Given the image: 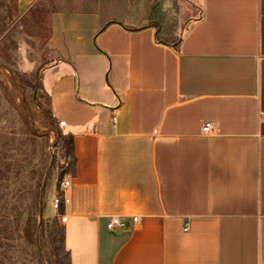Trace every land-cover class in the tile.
I'll list each match as a JSON object with an SVG mask.
<instances>
[{
    "label": "crops",
    "instance_id": "1",
    "mask_svg": "<svg viewBox=\"0 0 264 264\" xmlns=\"http://www.w3.org/2000/svg\"><path fill=\"white\" fill-rule=\"evenodd\" d=\"M49 1L42 88L76 159L54 214L69 264H264V0H189L181 30L137 22L135 0Z\"/></svg>",
    "mask_w": 264,
    "mask_h": 264
},
{
    "label": "rangeland",
    "instance_id": "2",
    "mask_svg": "<svg viewBox=\"0 0 264 264\" xmlns=\"http://www.w3.org/2000/svg\"><path fill=\"white\" fill-rule=\"evenodd\" d=\"M13 0H0V264H51L67 250L48 187L70 170L58 133L60 122L49 117L42 72L55 54L49 0L22 15ZM137 22L153 21L181 30L194 10L189 0H135ZM132 20V21H135ZM41 256H43L44 261Z\"/></svg>",
    "mask_w": 264,
    "mask_h": 264
},
{
    "label": "built area",
    "instance_id": "3",
    "mask_svg": "<svg viewBox=\"0 0 264 264\" xmlns=\"http://www.w3.org/2000/svg\"><path fill=\"white\" fill-rule=\"evenodd\" d=\"M112 119L115 120L116 117L113 115ZM61 125H64V121L60 120L59 121ZM218 128V122L214 120H206L202 122L201 124V133L204 135H209V134H214L216 133ZM60 185V190L56 192L53 195L52 198V206L53 208L58 212L61 221H66L67 216L65 214H62L60 209L61 206L69 202L70 196L68 195L66 189L70 185V180L69 179H62L59 183ZM132 220L135 224L139 223V216L138 215H132ZM124 224L123 219L121 218L120 215L114 214L108 216V220L106 223V226L108 229H115L119 226H122Z\"/></svg>",
    "mask_w": 264,
    "mask_h": 264
},
{
    "label": "trees",
    "instance_id": "4",
    "mask_svg": "<svg viewBox=\"0 0 264 264\" xmlns=\"http://www.w3.org/2000/svg\"><path fill=\"white\" fill-rule=\"evenodd\" d=\"M48 115L49 117L52 118L51 116V111H50V107L48 108ZM52 120H54V118H52ZM58 137L59 139L62 141L63 144V157L68 158L69 162L68 164L70 165V170L68 171V173L70 174H74L75 171V154H74V141H73V136L71 134H62V133H58ZM55 226L52 230L53 235H60L61 239L63 238V231L62 228L60 226H58L57 222L55 221ZM67 262L66 264H69V254L67 252ZM50 264V263H49ZM51 264H62L61 258H56Z\"/></svg>",
    "mask_w": 264,
    "mask_h": 264
},
{
    "label": "water",
    "instance_id": "5",
    "mask_svg": "<svg viewBox=\"0 0 264 264\" xmlns=\"http://www.w3.org/2000/svg\"><path fill=\"white\" fill-rule=\"evenodd\" d=\"M41 258H42V260L44 261V258H43V256H41Z\"/></svg>",
    "mask_w": 264,
    "mask_h": 264
}]
</instances>
